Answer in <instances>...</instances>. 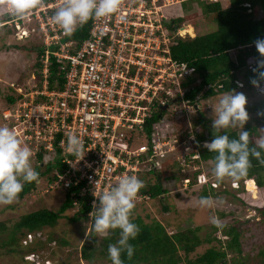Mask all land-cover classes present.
<instances>
[{
    "label": "built area",
    "instance_id": "built-area-1",
    "mask_svg": "<svg viewBox=\"0 0 264 264\" xmlns=\"http://www.w3.org/2000/svg\"><path fill=\"white\" fill-rule=\"evenodd\" d=\"M183 1L119 0L112 15L89 20L80 43L66 38L50 20L49 10L56 9L63 0L27 13H34L39 21L45 50L41 58L44 79L41 88L32 91L44 97L43 104H35L42 107V112L38 119L30 117L25 136L40 140L37 145L49 152L56 143L61 161L67 164L63 173L56 172L58 181L64 180L65 185L85 182L79 194L90 196L89 224L93 201L98 202L94 195L114 186L125 175L139 178L149 169L155 170L176 145L167 120L160 117L148 134L144 123L175 97L176 86L182 99L180 83L191 72L170 52L177 38L191 34L182 23L174 21L182 16ZM49 55L66 69L61 90L47 88ZM69 133L78 134L84 143L85 155L78 162L65 152ZM190 157L198 159L199 155L196 152ZM186 158L180 154L176 160L186 163ZM198 167L202 171L197 174V183L207 182L203 166ZM188 181V177L183 178L184 187ZM210 184L215 186L214 182ZM143 199L148 196L138 192L135 202Z\"/></svg>",
    "mask_w": 264,
    "mask_h": 264
},
{
    "label": "rangeland",
    "instance_id": "rangeland-1",
    "mask_svg": "<svg viewBox=\"0 0 264 264\" xmlns=\"http://www.w3.org/2000/svg\"><path fill=\"white\" fill-rule=\"evenodd\" d=\"M8 2L9 0H0V126L15 130L21 143L32 149L31 165L33 168L39 163L37 152L41 150L44 157L39 165L40 170H43L45 161L52 154L42 145H37L40 140H30L25 136L30 117L38 119L42 112V107L39 106L43 104L42 95L35 96L32 92L41 88V80L37 79L38 70L34 63L36 53L14 47L15 44L38 43L39 34L36 25L27 17L18 18L9 13ZM190 2L189 5H192L193 3ZM221 3L224 7L228 5V0H221ZM192 6L193 10H182L185 15L182 21L192 24L193 31L197 34L213 30L215 25L199 13L195 4ZM193 12H196L195 16L187 17ZM260 16L261 11L258 10L257 17ZM230 54L234 57L235 51H231ZM260 87L264 88V82H261ZM175 88L174 100L166 102L168 106L161 117L168 121L175 134V147L162 159L166 161L163 167L168 166L175 178L168 183L163 180V186L167 188V192L161 196V201L158 198H148L135 202L132 217L140 215L145 222L158 220L168 234L187 227L199 226L198 234L204 237L206 233L211 232L210 217L216 216L222 224L234 223L240 230L241 253L226 249L228 264H264L262 256L258 254V251L264 248V215L257 211L258 208L255 209L256 207L264 208V186H255L254 192H251L247 190L246 184H243L241 188L239 182V188L234 189L231 181L236 179L225 177L217 182L208 165L210 162L207 161L204 162L207 166L202 164L203 171L209 180L215 183V186L210 184L215 191L213 195L209 190L208 197L212 198V206L201 207L198 204L201 187L196 180V175L200 172L199 163L193 161L191 157L186 158V163H179L176 160L180 154L186 157L194 153V133L200 129L195 123V117L198 112H201L204 119L212 125V118H214L212 108L218 103L223 93L206 98L198 96L197 103L191 104L179 98V87ZM235 91L242 92L246 96L245 107L249 113V119L245 124H256L259 134L256 141L264 139V127L260 123L261 114H258L264 112V92L256 86L249 89L243 84ZM7 96H12L15 100L9 103ZM36 102L39 105L35 106ZM252 105L257 106V109L252 110ZM230 129L236 130L238 134L241 130L240 128ZM185 140L186 143H183ZM173 159L175 164H170ZM161 165L162 163L156 166L157 172L152 175L153 179L161 168L164 169ZM55 173L56 170L52 169L46 176ZM46 176L40 178L35 188L24 197H17L10 204L0 203V222L4 224L0 229V242H7L12 236L19 239L15 244H5V247H0V264H109L102 256H96L94 262L91 263L81 259L79 248L92 228V224L85 223L83 219L70 220L77 210L76 206L66 209L54 226L41 228L37 233L38 237L32 235L29 238L26 231L23 236L16 229L15 223L20 215L39 208L55 211L63 201L64 180H62L63 183L58 180L49 183ZM185 177H188L189 181L184 187L183 178ZM238 193L240 196L237 195ZM161 203L166 205L167 211L162 209ZM211 233L221 241L228 238L221 229ZM101 237L102 234H97L98 239ZM24 240H27V243H24ZM22 244L26 247H22ZM211 244L215 245L216 242L200 244L189 256L194 258ZM178 253L181 255L183 252L179 250Z\"/></svg>",
    "mask_w": 264,
    "mask_h": 264
},
{
    "label": "trees",
    "instance_id": "trees-1",
    "mask_svg": "<svg viewBox=\"0 0 264 264\" xmlns=\"http://www.w3.org/2000/svg\"><path fill=\"white\" fill-rule=\"evenodd\" d=\"M47 3L52 0H42ZM196 3L199 13L209 22L215 25V28L203 34H195L194 37L177 39L176 43L171 46V57L178 63H184L187 67L192 68V73L187 75L180 83L183 89L182 99L191 104L197 103L198 96L202 98L210 97L218 93H225L230 90L237 89L234 80H241L246 88H252L251 79L254 78L255 73L252 69L256 66V60L260 58V54L255 48L254 41L257 38L264 37V0H228L227 6H222L219 0H192ZM248 3L250 7L244 5ZM37 5V4H36ZM36 7V6H35ZM33 7L32 9H34ZM183 7L186 9L187 5ZM250 10L248 11V9ZM258 10L261 11V16L257 17ZM196 12H193L187 17H193ZM184 17L176 18L174 21L179 24ZM36 25V22H33ZM88 24L80 26L72 35H66V38L76 39L77 43L86 36ZM38 43H22L15 44L14 47L20 48L24 51L35 52V67H37V79H44V74L41 72L43 62L42 55L44 54L45 45L43 43L42 35L38 37ZM54 47H51L53 49ZM235 51L234 57L230 52ZM65 70L61 69L60 62H56V58L49 55V63L47 65V88L61 90L64 87ZM36 78V77H35ZM19 97V95H18ZM44 99L43 96H41ZM9 103H12L15 98L7 96ZM252 110H256L257 106L252 105ZM165 110L155 111L151 118L144 123V131L146 134L150 132L151 126L163 115ZM264 113V112H262ZM195 123L199 128L194 133L193 149L199 155L198 162L200 166L204 162L208 163L210 169L213 166L214 153L208 152L203 146L205 141H210L213 136L212 125L209 124L203 117L201 112L195 117ZM260 123L264 127V114L260 115ZM244 129L249 131V146L255 147L257 144L258 127L256 124H244ZM227 132L230 138L238 137V133L234 129L221 130ZM51 157L45 161L44 169L40 170V162L44 154L37 152L39 163L34 166V169L39 173V178L46 176L50 170L63 173L67 164L61 161L59 149L54 142L53 151L50 152ZM262 158H264V151H262ZM251 165L247 174L236 179L243 186V179L252 178L257 187L264 186V163H261L256 158L250 157ZM166 161H162L163 163ZM170 164H175L174 159ZM206 164L204 163V166ZM207 166V165H206ZM160 169L158 175L153 179L157 171L149 169L144 172L139 179L143 180L144 186L139 190L140 193L148 196L149 199L158 198L162 200V195L167 192V188L163 186V180L169 182L175 176L170 169L163 167ZM196 174V172H195ZM49 183L57 180L56 173L51 176H46ZM230 178V177H229ZM233 179V178H232ZM194 180V178H193ZM37 181L31 183L24 182L22 191L18 197L22 198L30 193L35 188ZM73 183V180H72ZM174 185V183H172ZM85 185L84 181H79L76 184L65 185V193L63 201L57 210L48 208H39L20 215L15 223L16 229L21 235L27 234L38 237V231L44 226H54L58 218L63 215L66 209L73 206V201L78 203L77 210L74 212L70 220L83 219L86 221V213L89 209L88 201L89 195H80V189ZM201 196H209V190L214 195V188L206 184L200 185ZM211 188V189H210ZM240 196V194H237ZM162 209L167 211L166 205L162 204ZM258 208V209H257ZM257 211L264 215L263 207H256ZM135 211V207L132 213ZM131 220L139 226L135 239H131L129 243L133 246V255L129 258L126 252L121 253V259L124 264H228L226 261V249L241 253L240 230L234 223L223 224L221 229L224 235L228 236L225 241L217 239L211 232L217 230V227L211 224V232L200 237L198 234L200 227H187L182 230H177L174 233L168 234L163 224L153 219L150 222L143 221L140 215H135ZM223 215V213H221ZM86 223V222H85ZM4 226L0 222V229ZM24 230V231H23ZM85 236V235H84ZM119 238V230H109L108 234L103 235L100 239L92 230L86 235L82 241L79 253L81 259L86 262H94L96 256H102L111 264L108 256L107 248L110 243H115ZM19 239L12 236L7 242H0V247H5V244H15ZM27 243V240H24ZM213 241L215 245H210L202 253L191 258L189 254L195 250L197 246L202 243L210 244ZM25 245L22 244V247ZM26 247V246H25ZM29 248V247H28ZM31 250V248H30ZM183 253L180 255L178 252ZM262 256L264 262V248L258 251ZM33 264V263H32ZM94 264V263H93Z\"/></svg>",
    "mask_w": 264,
    "mask_h": 264
},
{
    "label": "clouds",
    "instance_id": "clouds-1",
    "mask_svg": "<svg viewBox=\"0 0 264 264\" xmlns=\"http://www.w3.org/2000/svg\"><path fill=\"white\" fill-rule=\"evenodd\" d=\"M54 1L58 0L48 1L47 3L42 0H9L7 7L10 14L18 16V18L25 16L30 22H36L37 33L41 36L38 28V19L34 16V13H27ZM190 1L192 0L182 2V10H193L192 5H196V3L195 1ZM189 2L193 4L189 5ZM184 4L187 5L186 9L183 7ZM244 5L250 7L248 3H244ZM118 6L119 0H63L56 9L49 10L51 14L50 20L64 34L70 36L77 30L78 26L84 25L90 19L96 20L112 15L116 12ZM33 7L35 8L32 9ZM181 17H185V15L182 13ZM180 23L191 31V34H186L184 38L179 37L180 39L195 36L196 33L193 31L192 24L183 21ZM254 45L260 54V58L256 60V66L252 69L255 76L250 82L261 92H264V88L260 87L261 82H264V37L257 38L254 41ZM190 69L191 72L188 75L192 73V68ZM236 81L241 83V85H238ZM234 83L238 87L243 84L238 79L234 80ZM170 100H174V98ZM246 102V96L242 92L230 90L223 93L219 97L218 103L212 108L214 112V118H212L211 122L213 136L210 141H205L203 146L208 152L215 154L211 171L217 182L222 181L225 177L238 179L246 175L251 165L250 157L264 163V158H262L264 139H259L255 147L249 146V131L244 129V124L249 119V113L245 107ZM228 128H240L238 137L230 138L227 132L221 131ZM194 150L193 152L196 153L197 151ZM65 152L70 157L76 158L75 162L83 158L85 155L84 143L78 134H67ZM32 155V149L21 143L15 130L7 126H0V203L10 204L14 202L22 191L24 182L38 181L39 173L31 165ZM190 156L187 155V158ZM195 160L198 159H193V161ZM199 170L200 172L202 171V169ZM205 176L208 180L202 184L211 187V181L206 173ZM249 179L253 180L255 187L256 184L252 178L243 179L242 183L246 184L247 188ZM231 185L234 189L239 188L236 180L231 181ZM143 186V180L136 175H125L114 186L100 192L98 195H94L98 198V202L93 201V210L89 212L92 230L97 234H102V236L108 234L109 230H119V238L115 243H110L107 248L111 264H124L121 259L122 252H126L129 258L133 255L134 249L129 241L135 239L140 229L130 217L135 207V198ZM212 203L211 197L201 196L198 200V204L201 207H211ZM73 206L78 207V203H73ZM87 222L88 217L86 218ZM210 223L217 229L224 227L221 220L216 216L210 217Z\"/></svg>",
    "mask_w": 264,
    "mask_h": 264
},
{
    "label": "bare ground",
    "instance_id": "bare-ground-1",
    "mask_svg": "<svg viewBox=\"0 0 264 264\" xmlns=\"http://www.w3.org/2000/svg\"><path fill=\"white\" fill-rule=\"evenodd\" d=\"M247 189H248V191L254 192L255 189H254V185H253V180L249 179L247 181Z\"/></svg>",
    "mask_w": 264,
    "mask_h": 264
},
{
    "label": "water",
    "instance_id": "water-1",
    "mask_svg": "<svg viewBox=\"0 0 264 264\" xmlns=\"http://www.w3.org/2000/svg\"><path fill=\"white\" fill-rule=\"evenodd\" d=\"M167 107V104L166 105H163L162 107H161V109H165Z\"/></svg>",
    "mask_w": 264,
    "mask_h": 264
},
{
    "label": "crops",
    "instance_id": "crops-1",
    "mask_svg": "<svg viewBox=\"0 0 264 264\" xmlns=\"http://www.w3.org/2000/svg\"><path fill=\"white\" fill-rule=\"evenodd\" d=\"M227 6V5H226Z\"/></svg>",
    "mask_w": 264,
    "mask_h": 264
}]
</instances>
